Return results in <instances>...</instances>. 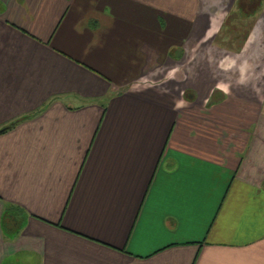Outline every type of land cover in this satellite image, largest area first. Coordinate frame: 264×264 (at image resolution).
Here are the masks:
<instances>
[{
	"label": "crops",
	"instance_id": "0c3cea01",
	"mask_svg": "<svg viewBox=\"0 0 264 264\" xmlns=\"http://www.w3.org/2000/svg\"><path fill=\"white\" fill-rule=\"evenodd\" d=\"M214 19L0 0V128L25 116L0 133V264H264V91L169 76Z\"/></svg>",
	"mask_w": 264,
	"mask_h": 264
},
{
	"label": "rangeland",
	"instance_id": "374dc122",
	"mask_svg": "<svg viewBox=\"0 0 264 264\" xmlns=\"http://www.w3.org/2000/svg\"><path fill=\"white\" fill-rule=\"evenodd\" d=\"M236 1L202 0L217 24L221 23L216 31L218 35L214 32L205 40L188 42L184 58L173 61L169 69L172 79L182 84L185 79L205 74L222 86L230 85L244 92L251 90L255 99L261 96L264 91V2L255 11L245 10L249 15L246 16ZM224 18H228L226 26H222ZM248 33L249 40L250 35H254L252 43L245 42L238 52L230 50H234ZM221 37H224L223 47L215 42Z\"/></svg>",
	"mask_w": 264,
	"mask_h": 264
},
{
	"label": "trees",
	"instance_id": "16d2710c",
	"mask_svg": "<svg viewBox=\"0 0 264 264\" xmlns=\"http://www.w3.org/2000/svg\"><path fill=\"white\" fill-rule=\"evenodd\" d=\"M238 1H239V3L237 1L236 2L239 4V6H238L239 10L243 13L245 12L244 14L246 16L248 15V11H245V10L251 9L252 11H255L256 9H258L260 4H262L264 2V0H251V1L250 0H238ZM250 2H251V4H249ZM227 20H228V18H227ZM227 20H225V18H224L222 26L224 24L226 26ZM248 34L244 35V40L240 44H238L235 48L233 47L234 50L233 49H230V50L235 51V52L240 51L241 48L243 47V45L245 44L246 40H247ZM216 35H218V32L216 33ZM224 37H221L222 38L221 40H216L215 42H217L220 46H222L224 44L223 43ZM30 115H32V114H30ZM24 118H25V116L17 118L16 120L10 122L8 125L1 127L0 133L11 128L13 125L17 124L19 121H21ZM21 212H23L22 208H19L17 205L12 204V203H9V204H7V206L4 207L3 212H2V216H1V225H2L3 230L5 231V233L7 235H11V236L16 235L19 232V229L23 226L24 220L21 217Z\"/></svg>",
	"mask_w": 264,
	"mask_h": 264
}]
</instances>
